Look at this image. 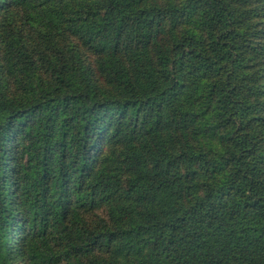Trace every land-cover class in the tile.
Returning <instances> with one entry per match:
<instances>
[{
	"label": "trees",
	"instance_id": "16d2710c",
	"mask_svg": "<svg viewBox=\"0 0 264 264\" xmlns=\"http://www.w3.org/2000/svg\"><path fill=\"white\" fill-rule=\"evenodd\" d=\"M0 264H264V0H0Z\"/></svg>",
	"mask_w": 264,
	"mask_h": 264
},
{
	"label": "rangeland",
	"instance_id": "374dc122",
	"mask_svg": "<svg viewBox=\"0 0 264 264\" xmlns=\"http://www.w3.org/2000/svg\"><path fill=\"white\" fill-rule=\"evenodd\" d=\"M85 54H86V56L90 59V60H92L93 59V56L92 55H90V53L89 52H85Z\"/></svg>",
	"mask_w": 264,
	"mask_h": 264
}]
</instances>
